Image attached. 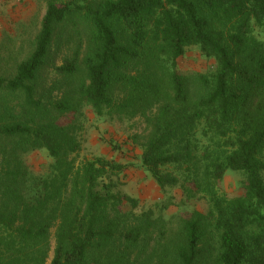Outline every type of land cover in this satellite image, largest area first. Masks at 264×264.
Returning <instances> with one entry per match:
<instances>
[{"label": "trees", "instance_id": "obj_1", "mask_svg": "<svg viewBox=\"0 0 264 264\" xmlns=\"http://www.w3.org/2000/svg\"><path fill=\"white\" fill-rule=\"evenodd\" d=\"M46 3L32 53L0 74V264H264V0ZM61 27L78 43L44 87ZM191 48L214 70L181 73ZM89 110L141 118L142 167L182 204L208 202L174 246L119 190L123 164L77 162ZM38 151L43 175L27 164ZM228 172L244 176L240 197L220 191Z\"/></svg>", "mask_w": 264, "mask_h": 264}, {"label": "rangeland", "instance_id": "obj_2", "mask_svg": "<svg viewBox=\"0 0 264 264\" xmlns=\"http://www.w3.org/2000/svg\"><path fill=\"white\" fill-rule=\"evenodd\" d=\"M46 9V0H0V74H12L17 64L32 53ZM261 39L264 40V35ZM77 43L78 39L67 28L61 27L56 31L47 67L39 78L41 85H52L56 79L54 67L60 66L65 57L72 55ZM214 68L215 62L205 58L198 48L189 49L177 61V69L183 74L207 73ZM87 118L82 134L83 147L75 156L77 162L101 157L123 164L125 171L120 175L119 190L139 201L136 212L152 213L156 221L154 238L157 240L165 233L169 245L174 246L181 234V220L189 217L193 211L206 214L208 202L199 199L182 204L183 197L179 190L163 193L142 167L139 159L142 153L140 145L149 132L141 118L124 122L108 121L99 119L90 110L87 111ZM51 162L52 159L45 151H38L27 157V164L37 175L45 174ZM243 180L241 173L228 172L220 185L221 193L228 198L240 197L243 194ZM166 205L168 208L163 209ZM54 235L55 229L52 230L50 261L55 247ZM154 244L156 243L152 247Z\"/></svg>", "mask_w": 264, "mask_h": 264}]
</instances>
